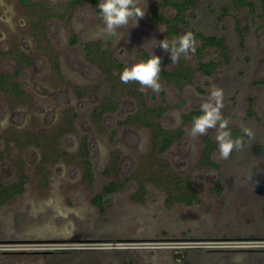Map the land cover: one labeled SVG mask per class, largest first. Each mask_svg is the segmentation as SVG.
Segmentation results:
<instances>
[{
	"label": "rangeland",
	"instance_id": "374dc122",
	"mask_svg": "<svg viewBox=\"0 0 264 264\" xmlns=\"http://www.w3.org/2000/svg\"><path fill=\"white\" fill-rule=\"evenodd\" d=\"M0 1L9 10L6 18L14 16L13 23L21 18L10 9L18 0ZM43 2V9L29 10L36 40L31 52L38 57L26 70L29 75L15 73L13 56L6 53L9 42H0V73L9 77L0 90V183L25 182L24 193L0 206V264H235L237 256L241 264H264V154L254 151L264 145V20L246 12L238 21L220 20L225 0H198L191 27L225 37L229 63L205 76L197 70L196 51L173 64L157 44L152 51L162 58V69L184 58L194 70L193 81L180 90L160 78L163 91L142 92L135 83L129 89L108 82L86 58L83 43L108 40L98 34L102 20L93 3L83 1L74 9L67 0ZM144 2L146 14L138 25L121 30L119 42L109 44L127 66L163 40L164 29L152 16L159 0ZM3 36L7 32L0 25V40ZM219 59L213 48L202 61ZM13 79L26 96L16 97ZM213 84L224 91L230 128L240 129L243 122L255 132V139L245 137V148L227 160L218 158L217 149V170L200 164L205 136H188L191 123L183 121L199 110ZM55 93H61L60 102L53 100ZM46 95L50 98L41 100ZM110 101L117 104L114 110L97 117L95 111ZM165 104L166 112L153 120L170 130L182 128L183 134L159 154L151 129L142 123L144 114L139 120L131 115ZM17 112L22 114L13 118ZM161 163L166 174L191 179L200 203L171 204L165 192L145 183ZM111 183L119 185L118 193L104 195ZM101 194L102 209L94 204Z\"/></svg>",
	"mask_w": 264,
	"mask_h": 264
},
{
	"label": "trees",
	"instance_id": "16d2710c",
	"mask_svg": "<svg viewBox=\"0 0 264 264\" xmlns=\"http://www.w3.org/2000/svg\"><path fill=\"white\" fill-rule=\"evenodd\" d=\"M26 0H24L25 2ZM83 1L91 2L94 4L95 11L100 15L99 9L97 7V0H70L69 5L75 9ZM226 4L221 6L219 10L218 18L223 20L225 17L232 16L238 21V15L240 13L246 12L248 15H255L264 20V0H257V2L252 0H225ZM198 5V0H159V8L154 10L152 13L153 21L160 25L164 29L163 39H172L175 36L182 35L188 31L194 33L197 44L199 47L196 49V55L201 59L197 70L199 73L205 76H212L222 63H229L231 50L228 45L227 39L219 35H208L202 31L194 29L191 27L190 23V13L196 9ZM170 13V14H168ZM169 15V16H168ZM184 31V32H183ZM239 38L242 44H244L245 35L242 30H239ZM103 42L91 43L86 42L82 44L84 54L88 60H91L97 69L101 72L102 76L108 82L119 85L122 83L119 78V73L127 66L122 59H120L111 50L109 45L112 38H107ZM71 44H78V39L74 35L71 39ZM107 44V45H106ZM218 49L220 59L215 61H202L203 55L208 49ZM149 54L147 52H142L141 58L143 60L148 59ZM194 77V70L188 64L186 59H181L179 64L172 69H162L161 79L165 80L168 84L174 85L178 89L182 90L187 85L191 84ZM3 84V83H2ZM2 84H0L2 86ZM127 85L129 89H132V84ZM105 106L99 107L95 111L97 117L102 118L107 112L114 110L116 103L110 101L108 104H103ZM167 110L165 106H159L153 110L145 109L138 112L139 115H131V119L136 120L141 119L140 114H144V121L142 123L144 126L149 127L152 131V144L154 151L157 150L159 154L167 151L173 143H175L183 134V129L170 130L165 128L161 123H156L153 120V115L161 116ZM199 110L191 112L189 115L185 116L184 123H192V117L199 115ZM233 138L243 135L241 129H233ZM204 152L201 158L200 164L204 167L210 169H218L219 164L213 160V154L216 152L217 144L210 135H206L203 138ZM254 151L258 154H264V145H256ZM87 152V150H85ZM86 155V153H85ZM87 163L88 159L86 158ZM166 164H157V167L145 176V183H150L155 185L161 191L165 192L168 196V202L171 204L181 203L191 206L195 203H200L197 193L193 191V187L189 178H182V176L171 174L173 172H167ZM143 183V182H142ZM141 192L145 190L144 183L140 186ZM222 188L220 182H217V190L220 191ZM119 185L116 183H111L106 185L104 188V195L111 196L118 193ZM25 182L24 180L17 183L2 184L0 183V206H4L8 201L14 199L17 195L24 193ZM103 198L104 196L98 195L94 198V204L99 208H103Z\"/></svg>",
	"mask_w": 264,
	"mask_h": 264
},
{
	"label": "clouds",
	"instance_id": "9594fccd",
	"mask_svg": "<svg viewBox=\"0 0 264 264\" xmlns=\"http://www.w3.org/2000/svg\"><path fill=\"white\" fill-rule=\"evenodd\" d=\"M97 7L102 20L98 34L102 38H112L116 45L123 35L121 30L137 26L138 21L145 16L147 3L144 0H99ZM157 44L162 50L170 53L171 62L175 64L182 56L190 58L191 54L195 53L197 41L191 31L170 40L164 38L156 41L149 50L148 59L135 61L123 68L119 73L122 83L138 84L142 92L148 89L156 93L163 91L160 82L162 58L152 51ZM224 106V91L213 84L209 95L199 106L200 114L192 117L191 127L185 128V132L193 139L206 136L211 132L217 144L218 158L227 160L234 151H242L245 148V137L249 141L254 140L255 132L250 126L241 122L239 127L243 135L233 138L230 129L231 121L223 115ZM242 259L237 256L235 264H241Z\"/></svg>",
	"mask_w": 264,
	"mask_h": 264
},
{
	"label": "flooded vegetation",
	"instance_id": "af4514ba",
	"mask_svg": "<svg viewBox=\"0 0 264 264\" xmlns=\"http://www.w3.org/2000/svg\"><path fill=\"white\" fill-rule=\"evenodd\" d=\"M54 0H51V2ZM70 0H67V4ZM43 0H18L16 4H12L10 9L14 10L16 14L20 15L21 18L18 21H14V16L11 17V19L6 18V12H9L7 6L3 4L0 1V25L5 27V30L7 32V36L0 40V42L8 41L9 47L6 50V53L13 56L14 64L16 67V74L19 75L22 72L24 74L29 75L28 69L31 67H35L36 63L38 62V57L33 54L31 51V46L33 43H35V37L33 29L34 21L31 18L32 13L30 11H35V9H43L41 5H43ZM54 5L58 6L59 3L55 2ZM30 10V11H29ZM23 11V12H22ZM22 12V13H21ZM25 13L26 16L23 15ZM77 37V35H75ZM78 39V38H77ZM32 40V42H31ZM86 43V42H85ZM77 44H74V46ZM27 47V49H25ZM83 50V48H82ZM84 52V51H83ZM2 53V51H1ZM7 76H4L3 73H0V90L2 87L8 82ZM15 85V91L13 92L16 97H22L26 96L27 94L26 90H24L21 87V84H19L16 80H12ZM38 87L36 84L35 87ZM61 93H55L53 94V100L54 101H61L62 96H60ZM50 98V95H46L41 98V100ZM36 109L37 107H33ZM42 108V107H41ZM19 114H22L21 112L14 113L12 116L13 118L19 117ZM24 223H19V225H23Z\"/></svg>",
	"mask_w": 264,
	"mask_h": 264
}]
</instances>
